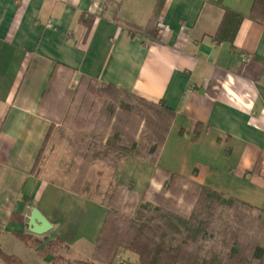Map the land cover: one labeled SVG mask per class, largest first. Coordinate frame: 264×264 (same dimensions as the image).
I'll return each instance as SVG.
<instances>
[{
    "label": "crops",
    "instance_id": "crops-1",
    "mask_svg": "<svg viewBox=\"0 0 264 264\" xmlns=\"http://www.w3.org/2000/svg\"><path fill=\"white\" fill-rule=\"evenodd\" d=\"M221 2L0 0L4 253L22 264H58L39 248L59 238L62 260L94 261L110 204L72 188L83 135L56 143V128L34 172L52 125L42 97L65 67L74 83L87 76L175 111L157 163L122 158L120 185L139 193L162 186L164 175L154 178L160 167L264 210V19L251 18L254 0ZM224 6L244 15L232 42L228 29L220 32ZM34 209L52 225L44 234L30 231Z\"/></svg>",
    "mask_w": 264,
    "mask_h": 264
},
{
    "label": "trees",
    "instance_id": "trees-1",
    "mask_svg": "<svg viewBox=\"0 0 264 264\" xmlns=\"http://www.w3.org/2000/svg\"><path fill=\"white\" fill-rule=\"evenodd\" d=\"M219 3L223 6L221 0ZM224 9L225 18L220 32L228 29L226 39L232 42L244 15L225 6ZM232 18L234 21L237 20L235 27ZM251 18L264 19V0H254ZM65 68L68 71L71 70L68 67ZM83 81L99 85L108 94L122 95L124 98L135 101L131 108H125V111L145 123L146 133H141L140 138H132L127 135L124 138L125 131L122 133V128L113 124L110 138L122 150L123 158L134 156L148 159L151 163L156 164L160 150L170 131L175 111L163 101L154 103L112 84L102 86L93 78L81 76L79 83ZM45 94L46 92L42 100ZM111 99L117 101L116 98L111 97ZM198 127L199 124L196 129ZM50 133L51 127L38 156L34 172ZM196 135H198L197 130ZM79 151L83 163L89 165L93 160L91 142L88 141L86 145H81ZM158 174H163L165 177L162 190L149 197L148 194L152 187L147 185L145 191L140 194L139 200L132 202L128 214L122 212V208L114 210L112 209L114 205L110 206L96 242L93 262L112 264L118 249L123 247L140 256L138 264H264V246L259 241L253 240V237L247 233L250 223L243 214L246 210L258 211L261 214L258 216L259 227L264 228V210L244 201L225 196L208 186L160 167L155 168L154 178ZM184 185L190 187L184 188ZM167 193L170 194L169 198L177 195L194 202L192 212L185 215L167 208L168 199L164 198ZM119 197V193H116L113 202L115 203ZM215 206H224L231 210L236 227L224 223L221 231L217 232L222 238L224 247L228 249L225 255L212 258L202 257L198 253L201 247H196V243L199 242L200 238L212 232L210 215ZM111 221L112 225L109 226ZM256 225L253 224V230H255ZM32 243L36 247L42 244L40 240L34 238ZM62 244V239L51 240L41 246L39 252L42 255L51 253L54 255V260L57 261L61 259L59 251ZM0 257L7 264H22L17 257L8 255L1 249ZM87 262L80 261L77 264H88Z\"/></svg>",
    "mask_w": 264,
    "mask_h": 264
},
{
    "label": "rangeland",
    "instance_id": "rangeland-1",
    "mask_svg": "<svg viewBox=\"0 0 264 264\" xmlns=\"http://www.w3.org/2000/svg\"><path fill=\"white\" fill-rule=\"evenodd\" d=\"M72 74L73 72L68 70L58 72L56 80L54 79L46 91L40 105V110L50 118L52 125L50 136L35 171L42 162L44 152L52 140L56 128L62 130V132L57 131L55 133L54 142L56 143H61L63 139L67 141L68 137L72 138L70 136L72 133L82 134L83 137L76 153L77 162L71 177L72 188L77 191L83 190L87 196L103 199L110 206L114 205L112 209L122 208V212L128 214L132 202L139 200L141 193L132 190L131 186H122L118 182L116 167L124 154L110 138L111 127L113 124L121 127L122 133L124 131L126 133L124 138L126 135L132 138H140L141 133L145 134L147 128L145 123L125 111V108H131L135 101L124 98L122 95L108 94L95 83L86 81L79 83L80 77L74 83L72 82ZM111 97L116 98L117 101H112ZM88 141L91 142V155L93 157L89 165L83 163L79 151L81 145H86ZM188 187L190 186L184 185V188ZM161 190V185L154 186L148 195L152 197ZM116 193H119L120 197L114 203L113 197ZM169 197V193L164 196L165 199H168L167 208L171 211L185 215L192 212L195 203L188 198L183 199L182 196L177 195H174L173 198ZM243 214L250 223L247 233L253 237V240L259 241L264 246V228L259 227L258 224V216L261 214L252 210H246ZM210 220L212 232L200 238L196 247H201L198 253L202 257H221L226 254L228 249L224 247L222 238L217 232L221 231L224 223L236 227L233 212L224 206H215L210 215ZM253 224L258 225L255 226V230L252 229ZM110 225H112V221ZM120 249L125 250L118 255V260H122L120 264H138L140 256L137 253L123 247L119 248L118 251ZM61 253H64L62 247L59 251L60 255ZM57 263L77 264L69 259H58ZM87 263L99 264L93 261Z\"/></svg>",
    "mask_w": 264,
    "mask_h": 264
},
{
    "label": "water",
    "instance_id": "water-1",
    "mask_svg": "<svg viewBox=\"0 0 264 264\" xmlns=\"http://www.w3.org/2000/svg\"><path fill=\"white\" fill-rule=\"evenodd\" d=\"M29 224L30 231L35 234H44L52 227L49 221L38 211V209L33 210Z\"/></svg>",
    "mask_w": 264,
    "mask_h": 264
},
{
    "label": "built area",
    "instance_id": "built-area-1",
    "mask_svg": "<svg viewBox=\"0 0 264 264\" xmlns=\"http://www.w3.org/2000/svg\"><path fill=\"white\" fill-rule=\"evenodd\" d=\"M121 264H124V263H121Z\"/></svg>",
    "mask_w": 264,
    "mask_h": 264
}]
</instances>
